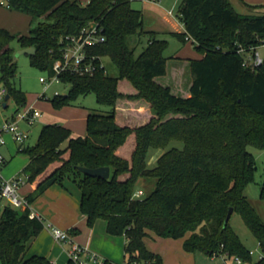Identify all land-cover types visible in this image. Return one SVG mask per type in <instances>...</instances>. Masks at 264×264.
<instances>
[{
	"label": "trees",
	"instance_id": "obj_1",
	"mask_svg": "<svg viewBox=\"0 0 264 264\" xmlns=\"http://www.w3.org/2000/svg\"><path fill=\"white\" fill-rule=\"evenodd\" d=\"M131 1L9 0L6 8L26 13L30 25L27 35L0 27V84L16 104L13 113L25 105L26 97L14 83L12 41L19 48L33 46L30 63L50 75L54 60L61 57L63 38L98 23L105 41L92 51L117 69L116 75L106 65L91 75H59L69 89L49 99L54 107L93 93L109 110L88 112L84 135L44 124L33 145L19 146L28 155L23 172L33 187L27 199L31 203L50 185L69 179L80 190L79 209L87 226L103 219L108 234L125 238V264H165L146 246L148 231L181 238L188 252L250 260L230 218L225 224L224 218L232 207L261 244L264 223L243 191L256 168L248 146L264 151V4L257 5L262 13L246 14L229 0H181L177 17L183 32L176 35L183 43L186 35L191 37L201 55L187 60L189 95L182 96L156 79L172 70L163 55L167 42L144 29L143 13ZM144 34L149 38L135 55ZM238 45L247 50L261 46L262 63L253 69L243 66ZM172 140L182 146L167 148L149 167L148 150L164 148ZM78 166H108L109 177L86 175ZM140 177L155 178L154 187L134 197ZM260 197L264 199V180ZM43 227L41 220L29 217V208L5 205L1 264H51L45 256L25 255L27 241ZM68 231L72 235L75 230ZM66 264L74 263L68 259ZM104 264L115 263L105 259ZM253 264H264V256Z\"/></svg>",
	"mask_w": 264,
	"mask_h": 264
},
{
	"label": "rangeland",
	"instance_id": "obj_2",
	"mask_svg": "<svg viewBox=\"0 0 264 264\" xmlns=\"http://www.w3.org/2000/svg\"><path fill=\"white\" fill-rule=\"evenodd\" d=\"M78 1L83 2L85 0ZM229 1L238 12L249 11L246 6L240 3V0ZM180 3L181 0H132L130 2L132 8L142 11L144 29H158L159 32H155L156 38L166 40L167 45L163 51V55L168 57L169 60L172 55L189 58H197L200 56V53L194 48L190 41L183 43L177 37L176 34L182 33L183 31L170 28L169 23L166 21L168 19L175 23L180 22L177 17L178 5ZM168 11L171 13H168ZM0 27L8 29L11 33L27 35L30 27L29 16L24 12L7 9L0 5ZM148 38L149 35L147 34L141 36V43L135 46V55L141 51ZM130 44L132 43L130 42ZM10 46L14 49L13 59L17 67L14 83L24 91L26 97L25 105L19 108V110L23 107L33 106L41 113L31 125H27L23 122L20 123L21 127L28 132V138L25 140V144L33 145L36 142L39 131L44 124H60L69 127L73 136L82 135L86 131L85 118L88 112L95 111L102 113L109 110L108 105L97 102L93 93L79 94L68 104L62 105L61 107H54L49 99L53 97L55 91L61 95L66 94L69 89V84L52 82L45 88V84L41 82L39 78L48 77L47 70L39 69L32 65L28 54H17L19 46L16 41H12ZM259 51L262 53V48H260ZM103 63L106 65L108 72L111 75L117 74L115 65H113L107 57L103 58ZM170 65L171 64L168 65L169 71ZM174 65L179 68L182 86L184 87L186 80L190 81L191 79L188 67H185L181 60ZM167 79L169 78L166 76L162 80L165 81ZM2 88L3 86L0 84V90ZM42 94L45 96L40 97ZM6 104L7 107H3L0 102V121L2 116H11L16 110V104L11 98L6 101ZM65 144L66 142L63 143V146ZM172 146L181 147L182 143L178 140H172L164 148H150L146 156L147 165L153 167L158 155ZM9 148L11 152L16 148V144L12 141L9 142ZM248 150L254 157L256 168L252 181L248 183L243 193L264 223V199L260 197V189L264 180V151L252 146H248ZM1 152L5 158L9 160L8 164L2 168V174L4 176H9L15 173H19L21 176H24V174L27 175L23 172V168L27 163L26 153H16L10 159V154L4 147L1 149ZM70 182L72 188L77 190L75 183L72 181ZM154 183L155 178L153 177H140L135 183L134 190L140 189L142 191L141 197H143L150 193L154 187ZM30 188L31 184L26 182V184L20 187V193L28 192L30 191ZM229 222L244 246L253 252L250 256V260L241 259V264H253L257 262L260 257L264 256L263 247L258 239L251 234L237 212L231 214ZM103 223L105 224L103 219H98L95 222V226L103 227ZM144 241L150 250L159 253L162 256L165 264H217L222 261L221 256L223 253H219L216 257H211L199 251H185L182 248L181 238L159 237L154 235L151 231H148V235L144 237ZM124 243L125 240L123 236H109L107 243H105V247L112 252L113 263L115 264H124V261L126 260L123 249ZM98 254L106 259L102 254ZM226 264H235L234 257L228 258Z\"/></svg>",
	"mask_w": 264,
	"mask_h": 264
},
{
	"label": "built area",
	"instance_id": "obj_3",
	"mask_svg": "<svg viewBox=\"0 0 264 264\" xmlns=\"http://www.w3.org/2000/svg\"><path fill=\"white\" fill-rule=\"evenodd\" d=\"M0 5L8 8L9 0H0ZM168 13L171 12L168 11ZM185 39L193 42V39L187 35ZM104 41L103 29L98 23H88L77 33L66 35L63 38L61 57L54 60L52 64V73L48 77H40L39 80L45 84L46 88L52 82H60L59 75L62 72L67 71L79 75H91L98 68H104L102 57L92 51V49ZM260 48L262 47L252 46L247 50L238 45L237 51L243 53L242 65L252 69L260 65L263 61L262 53L259 51ZM55 94H58V92L55 91ZM4 95L5 89L2 88L0 90L1 103L4 101ZM44 96L42 94L40 97ZM40 114L38 109L28 106L12 113L11 116L3 117L0 121V220L5 205L18 209L29 208V217L41 220L43 226L50 230L54 240L67 245L68 258L74 264H104L105 259L96 251L87 245L77 242L68 230L59 228L49 221L42 220L40 215L31 209L27 196L20 193V187L27 182V175L21 176L17 173L11 177H5L2 174L1 169L6 159L1 152V147L6 144V137L9 136L16 144L22 145L28 138V132L21 127L20 123L23 122L31 125ZM141 195L142 191L140 189L133 192L134 197H141ZM249 253L253 254L251 250H249ZM217 255L213 254L211 257H216ZM231 257H234L235 264L242 263L238 256ZM231 257L222 254V261L217 264H226V260ZM133 264L137 263L134 262Z\"/></svg>",
	"mask_w": 264,
	"mask_h": 264
},
{
	"label": "crops",
	"instance_id": "obj_4",
	"mask_svg": "<svg viewBox=\"0 0 264 264\" xmlns=\"http://www.w3.org/2000/svg\"><path fill=\"white\" fill-rule=\"evenodd\" d=\"M80 2L84 4L87 2V0ZM240 3L249 9L248 12L244 11L241 13L257 14V13H262L263 11V7H258L257 5L264 4V0L261 1L240 0ZM166 21L169 23L170 28H173L178 31L180 30L183 31V26L181 22L175 23L172 20H168V19ZM150 30L154 32H159L158 29H150ZM179 59L182 61V63H184L186 67L187 60L190 58L180 57L179 55H172L171 59L168 61V63L171 64L170 65L172 69L171 73L163 75L156 79L158 81L160 80L161 82H164L166 85H169L176 93L182 96H188L189 95L188 87L190 81L186 80L183 87L179 68L174 65L175 63H179L180 61ZM166 76L169 79L163 81L162 79H164V77ZM143 111L146 113V115H148L146 107H143ZM3 117L4 116L1 117V120ZM11 141L14 142L9 136H7L6 144L3 146L10 154V159L14 156V154L21 152L19 151V145L16 144L15 142L14 143L16 144V148L10 152L9 142ZM23 145H26L25 142L23 143ZM3 147H1V149ZM8 162L9 160L6 159L2 168H4L6 164H8ZM27 162H28V155H27ZM15 174H11L5 177H11ZM70 183H71L70 180L66 178L64 179L62 185L59 184L50 185L30 203L31 209L34 212H36L38 215H40L42 220L49 221L53 225L59 228H62L64 230L74 229L75 231L72 232V236L77 242L87 245L92 250L102 254L109 261L114 262L112 257L113 256L112 252H110L105 247V243H107L109 236H115V235H110L106 232V222L105 224L103 223V227L102 226L97 227L95 226L96 225L95 223L92 227L87 226L85 216L80 212L79 209L80 190L78 189L77 186H75L77 187V190L73 189ZM24 184H26V182ZM32 189L33 187L31 186L30 191L23 192L21 194L27 196L32 191ZM67 249L68 247L66 244H62L54 240L50 230L48 228L43 227L42 230L36 236L31 237L27 241L25 255L26 256L42 255L48 258L51 264H66V262L69 259Z\"/></svg>",
	"mask_w": 264,
	"mask_h": 264
},
{
	"label": "water",
	"instance_id": "obj_5",
	"mask_svg": "<svg viewBox=\"0 0 264 264\" xmlns=\"http://www.w3.org/2000/svg\"><path fill=\"white\" fill-rule=\"evenodd\" d=\"M34 52H35V48L33 46H28V47L19 48L17 51V54L26 53V54L32 55ZM8 99H9V94L5 93L4 101L2 103L3 107L6 106V101ZM78 170L86 175L98 176V177H103V178L109 177V173H110L108 166H98V167L78 166ZM232 212H233V208L229 207L227 214L224 218V224L229 220ZM261 244L264 250V238L261 240Z\"/></svg>",
	"mask_w": 264,
	"mask_h": 264
}]
</instances>
